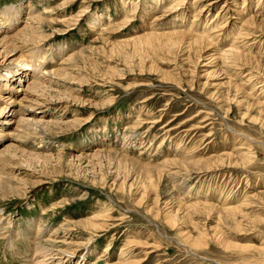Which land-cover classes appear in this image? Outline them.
I'll return each mask as SVG.
<instances>
[{
  "label": "rangeland",
  "instance_id": "374dc122",
  "mask_svg": "<svg viewBox=\"0 0 264 264\" xmlns=\"http://www.w3.org/2000/svg\"><path fill=\"white\" fill-rule=\"evenodd\" d=\"M179 1L0 0V10L25 7L23 19L41 16L35 24L45 38L27 59L40 49L44 72L64 63L71 74L59 76L62 82L54 77L60 87L49 91L81 98L42 97L51 104L42 101L35 110L52 119L64 112L61 117L75 124L71 127L44 134L23 132L14 122L3 128L10 136L1 137L0 151L12 146L15 164L6 162L1 177L14 185L4 175H17L26 194H0V264L31 263L34 243L11 234L35 231L34 220L36 229L51 233L62 227L53 239L56 246L85 242L73 245L72 258L82 264L132 259L133 264H264V0H183L173 7ZM169 31L212 42L173 47L166 37L133 39ZM233 44L245 54L238 66L218 53ZM4 63L0 70L12 64ZM26 80L15 86L26 88ZM7 115H0V125ZM32 153H47L53 160L31 173L20 159ZM184 159L203 162L193 167ZM239 205H244L242 214L221 216L223 207ZM90 220L102 226L92 229ZM189 233L195 239L206 234V243H189L184 237Z\"/></svg>",
  "mask_w": 264,
  "mask_h": 264
},
{
  "label": "bare ground",
  "instance_id": "6f19581e",
  "mask_svg": "<svg viewBox=\"0 0 264 264\" xmlns=\"http://www.w3.org/2000/svg\"><path fill=\"white\" fill-rule=\"evenodd\" d=\"M181 3H177L175 4L173 7L175 6H178L180 4H182L183 0H180ZM179 1V2H180ZM211 2V1H210ZM209 4V3H208ZM24 8L25 7H22V6H15V5H12L10 7H7V8H4V9H1L0 10V61L2 60V63L5 62L4 64H6V61L10 60V62H12V64H9V65H6L5 67L2 66L3 69L0 70V101L4 100V99H8L7 101H4V105H0V115H4V114H9L7 115V117L5 118L4 122L1 123L0 125V141H1V137H8L10 136L9 132H10V129H7V130H3L4 127H7L9 128L7 125L10 126L11 123H16V129L17 128H20L22 127V131H28L29 129L32 130V132H35V133H46V132H50V131H53L54 129H62L64 127H71V125H75L74 123L72 124V121H65L64 118H62L61 114H63L64 112H62L58 117H56V119H52V118H45L43 116H37L36 114H39L41 112H44L43 110H38V112L36 113V109L38 105L40 106H44L43 102H45L44 100H47V99H43L42 100V97H46V96H56V97H59V98H62L67 100L69 99L70 97H72L73 95L72 94H69L67 92H61L60 91H49L51 89V87H53L54 85H56L55 87L53 88H56V87H60L58 86V84H60V81L58 82V79H61V77L59 76H63V75H70L71 73L67 71L66 67L63 66V65L56 69H53V70H49V72H44L43 68H42V65H41V62L43 60H41L45 53H43L44 51L43 50H38L36 53H34L33 57L30 58V59H27V57H29L30 54H32L34 51H36V47H38V45L40 43H42L43 39L45 38V36H43V33L39 31V27L41 29V26L39 25H36L35 23H39L40 22V15L39 14H32L31 13V16H29L28 18H24ZM26 8L28 9L29 8V12L34 9H32V5L31 4H28L26 6ZM42 13V12H41ZM30 15V13H29ZM38 15V16H37ZM44 19V18H43ZM47 19V18H46ZM253 19V18H252ZM242 20V19H241ZM45 21V20H44ZM99 23L100 24V21L96 20L95 19V24ZM247 23V25H249L248 23H251L250 22V19L248 18L245 22V24ZM253 23V21H252ZM43 24V23H42ZM255 24V23H254ZM173 26V25H172ZM246 26V25H245ZM94 27V26H93ZM255 28V26H254ZM257 28V27H256ZM188 29V28H187ZM193 29V28H192ZM152 30V29H151ZM150 30V31H151ZM180 30V29H179ZM190 30V29H189ZM105 31V30H104ZM149 31V30H148ZM194 32H196V30H193ZM40 32V33H39ZM193 32V33H194ZM190 33H192V31H190ZM248 33V32H247ZM163 34V35H162ZM198 34V33H197ZM211 34V33H210ZM246 34V33H245ZM244 34V35H245ZM250 34V32H249ZM218 36V35H217ZM216 36V37H217ZM252 36V35H251ZM258 36V35H256ZM152 37H157L159 39H161L162 37H166L168 40H169V43L171 46L175 47V46H178L180 44H191V47H194L195 46H198L200 44H202L203 42L207 43L210 45L211 42H209L208 39H206L204 36L202 35H189L188 33H183V32H178V31H169L167 33H159V34H145V35H141V36H136L134 37L133 39H148L149 38L151 39ZM182 38L184 39H187L185 42H183L182 40H180ZM211 37V36H210ZM219 38V36H218ZM235 39V38H234ZM180 41V42H179ZM229 41V40H227ZM125 42H128L125 41ZM133 42V41H132ZM152 42V41H151ZM162 42V40H161ZM160 42V44H161ZM239 42V41H238ZM145 44V43H144ZM163 45V44H162ZM204 45V44H203ZM238 45V44H237ZM245 45V44H244ZM185 46V45H183ZM206 46V44L204 45ZM243 46V45H242ZM83 47V46H81ZM199 47V46H198ZM202 47V45H201ZM208 47V46H207ZM164 48V47H163ZM186 47H184L185 49ZM35 49V50H33ZM41 49H43L41 47ZM188 49V48H187ZM238 47H235V44H233L232 46H230L229 48H227L226 50L222 51V52H218L219 55H222V57L224 56H229L227 58H231L228 62H231L232 65H237L238 66V62H242L240 61V59H242L243 55L245 54H242V51L241 53L237 50ZM157 50V49H156ZM202 50V48H201ZM80 51L81 48H80ZM17 52H19L17 54ZM197 52V51H196ZM15 53L17 54L15 56ZM77 53V52H76ZM84 54V53H83ZM80 55V54H79ZM198 55V54H197ZM68 56V55H67ZM74 56V53L71 54L70 53V56L69 57H73ZM81 56V55H80ZM86 56V55H85ZM67 57V58H69ZM75 57V56H74ZM197 57V56H196ZM201 57V55H200ZM220 57V56H219ZM198 58V57H197ZM247 58V57H246ZM255 58V56H254ZM252 58V59H254ZM257 58V57H256ZM255 58V59H256ZM73 59V58H72ZM71 59V60H72ZM87 59V58H84V60ZM45 60V58H44ZM69 61H71L70 59H68ZM250 60V58H249ZM63 61V60H62ZM44 62V61H43ZM42 62V63H43ZM84 62V61H83ZM227 62V61H225ZM85 64V63H84ZM229 64V63H228ZM72 65V64H71ZM74 66V65H73ZM231 66V65H230ZM246 66V65H245ZM258 66V65H257ZM76 67V66H74ZM78 69V68H77ZM46 70V69H45ZM256 70V69H254ZM261 70V69H260ZM47 71V70H46ZM73 71V70H72ZM259 73V72H258ZM262 74V73H261ZM264 76V75H263ZM54 77H59L57 80H54ZM101 77V76H100ZM103 77V76H102ZM24 78L27 79L26 80V88H23V89H20L22 88L21 85L19 86H15L16 83H20V82H24ZM97 79V78H96ZM102 79V78H101ZM105 79V78H104ZM229 79V78H228ZM106 80V79H105ZM250 80V79H249ZM98 81V80H97ZM231 81V80H229ZM61 82H62V79H61ZM13 86H12V84ZM104 83V82H103ZM146 82H143L142 84H144ZM147 84V83H146ZM223 84V83H222ZM264 84V83H263ZM243 85V83H242ZM242 85L239 84V85H236L235 84V90L236 92L238 91H241L242 92ZM262 85V84H261ZM264 86V85H263ZM62 88V87H61ZM20 93H18V91ZM75 90V89H74ZM77 90V89H76ZM73 92V91H72ZM7 94V95H5ZM54 96L52 97V99L54 98ZM19 102H17L19 99ZM74 98V101L75 100H80L81 98H78V95L77 97H72ZM229 98V97H228ZM235 98V97H234ZM58 99V98H57ZM60 100V99H59ZM83 100V99H82ZM233 100V99H232ZM24 101H28L29 104L28 105H24L23 102ZM43 101V102H42ZM58 101V100H56ZM63 101V100H62ZM236 102V101H235ZM47 105L51 104V100H49L48 102H45ZM238 103V102H237ZM2 104V102H1ZM18 105V109H16V107L14 108L15 105ZM259 104H261L259 102ZM65 109V108H64ZM26 112H30V115L26 116ZM29 114V113H28ZM15 119V120H13ZM141 119V118H140ZM153 120V119H152ZM208 120V119H207ZM154 122H158L157 120H153ZM151 122V121H150ZM148 124V123H147ZM138 125V124H136ZM133 126V128H137L138 126ZM150 126V125H149ZM148 127V126H147ZM190 130V129H189ZM188 131V130H187ZM191 131V130H190ZM28 134V133H26ZM33 134V133H31ZM210 134V133H208ZM36 136V134H35ZM125 139V143L126 144H129L128 143V139L127 138H124ZM137 139V138H136ZM16 140L20 143H24V141H20L19 139L16 138ZM139 140V139H138ZM131 142V141H130ZM182 144V143H181ZM105 146V145H104ZM103 150L102 149H97L96 150V153L94 154V157H96L97 155H100ZM105 150V149H104ZM113 149H111L112 151ZM194 150V149H193ZM105 151H110V150H105ZM118 150H116L117 152ZM157 151V149H156ZM21 152L22 153H27V151H25L24 149L21 148ZM190 152V151H189ZM188 152V154H189ZM104 153V152H103ZM47 153L45 154H40V153H32V155L28 156L26 159H20V162L21 164H24L28 170L31 169L32 171H30L31 173H36L33 168L36 167V165H48L52 160H53V156L51 155H46ZM116 154V153H115ZM113 153V155H115ZM191 154V153H190ZM13 148L12 146L11 147H2L1 151H0V194H17V195H24L26 193H24L23 191V186H22V183H19L17 181L21 180L17 175H13L11 176L10 174L6 173L5 172V175L6 176L5 178H8V179H11V180H14L12 182H16L18 184H14V185H9L8 182L4 181L1 177V172H4L5 170V163L6 162H9V163H13L15 164V162H13ZM96 155V156H95ZM102 155V154H101ZM107 155V154H106ZM194 155V154H193ZM217 155V154H216ZM228 155V154H227ZM59 156V155H58ZM116 156V155H115ZM118 156V155H117ZM122 156V155H121ZM120 156V157H121ZM212 156V155H211ZM229 156V155H228ZM62 157V156H61ZM67 157V156H66ZM79 158V157H77ZM85 158V157H84ZM98 158V157H97ZM102 158V157H101ZM116 158V157H115ZM125 158V156L123 157ZM210 158V156H209ZM219 158V159H218ZM100 159V158H99ZM112 158L110 157V160ZM126 159V158H125ZM128 159V157H127ZM130 159V158H129ZM132 159V157H131ZM135 158L132 159V161L134 160ZM181 159V158H179ZM218 161L220 160V157H217ZM222 159V157H221ZM115 160V159H114ZM137 160V159H135ZM168 160V159H167ZM170 160V159H169ZM169 160H168V164H169ZM211 159H209L210 161ZM231 160H232V156H231ZM245 160V159H244ZM68 161V160H67ZM66 161V163H67ZM109 161V160H108ZM122 161V160H121ZM166 161V159H165ZM171 161V160H170ZM184 162H187L189 160L187 159H184L183 160ZM203 160L201 159H197V160H192V161H189L187 162L190 163L193 167H195V165H198V164H201ZM206 161V160H204ZM225 161V159H224ZM71 162V161H70ZM111 162V161H110ZM114 162V161H113ZM127 162V160L124 161L123 159V163L125 165V163ZM167 162V161H166ZM208 162V161H207ZM223 162V161H222ZM221 162V163H222ZM57 163V162H56ZM98 163V162H97ZM116 163V162H115ZM119 161L116 163L118 164ZM165 163V162H164ZM163 163V164H164ZM177 163V162H175ZM211 163V162H210ZM214 163V162H213ZM70 164V163H69ZM127 164V163H126ZM136 164V163H135ZM138 164V163H137ZM136 164V165H137ZM166 164V163H165ZM179 163H177L178 165ZM181 164L182 161H181ZM209 164V163H208ZM89 165V164H88ZM123 165V164H122ZM162 165V163H161ZM213 164L209 165V166H212ZM39 166V167H40ZM128 166V164H127ZM144 165H142L143 167ZM157 166V165H156ZM155 166V167H156ZM163 166V165H162ZM161 166V167H162ZM184 166V165H183ZM208 166V167H209ZM103 167V166H102ZM134 167V165H133ZM141 167V165H140ZM149 168V165L147 166ZM158 167V166H157ZM160 167V166H159ZM158 167V168H159ZM165 167H167L165 165ZM169 167H172L171 165ZM185 167V166H184ZM190 167V166H189ZM53 168V167H52ZM62 168V167H61ZM121 167L119 166L118 164V171ZM124 168V167H123ZM122 168V169H123ZM132 169V167H130ZM164 168V167H163ZM191 168V167H190ZM201 168V167H200ZM205 168V167H204ZM24 169V168H23ZM117 169V168H116ZM160 169V168H159ZM158 169V170H159ZM173 168H171L172 170ZM185 169H187L185 167ZM193 169V168H192ZM197 169V168H196ZM44 170V169H43ZM53 170V169H52ZM63 170V169H62ZM128 170V169H127ZM167 170V169H165ZM189 170V169H188ZM191 170V169H190ZM26 171V170H25ZM146 171V170H145ZM149 171V169H148ZM157 171V170H156ZM162 171V170H161ZM170 171V170H169ZM168 171V172H169ZM174 171V170H173ZM181 171V170H180ZM187 171V170H185ZM198 171H199V166H198ZM30 173V174H31ZM45 173V172H44ZM151 173V172H149ZM156 173V172H155ZM177 176L173 175L172 173V177L175 176L180 178L179 176H181V173L179 175L178 171L174 172ZM43 174V172H42ZM49 174V173H47ZM137 174V173H136ZM148 174V173H147ZM163 174V173H162ZM171 174V173H170ZM39 175V174H38ZM41 175V174H40ZM161 175V173H160ZM169 175V174H168ZM191 174H187L186 173V176H189ZM150 176V175H149ZM163 176V175H162ZM183 176V175H182ZM194 176V175H193ZM192 176V177H193ZM45 177V175H44ZM151 177V176H150ZM171 177V178H172ZM40 178V177H39ZM168 178V177H167ZM45 179V178H43ZM42 179V180H43ZM186 179V178H185ZM17 180V181H15ZM41 180V181H42ZM162 180V179H160ZM168 180V179H167ZM180 180V179H179ZM181 180H184V179H181ZM147 181V180H146ZM153 181V180H152ZM178 181V179H177ZM154 182V181H153ZM183 182V181H182ZM41 183V182H40ZM186 183V182H185ZM27 184V182H26ZM23 185H25V182L23 183ZM125 185V183H124ZM167 185V184H165ZM175 188V187H174ZM184 188V187H183ZM26 192V191H25ZM165 193V192H164ZM159 199V198H158ZM201 202V201H198V203ZM169 203V202H168ZM206 207H208L209 209L210 208H214L215 209V206L214 203L212 201H209V200H205V202H203ZM194 204V203H193ZM192 205V204H191ZM204 205V206H205ZM189 206V205H188ZM194 205H192L193 207ZM196 206V205H195ZM203 206V205H202ZM201 206V207H202ZM242 206V205H241ZM240 205L239 206H234V207H223V209L221 210L218 209V210H221V211H225L224 213L222 212V217L223 218H227L229 217L230 215L235 218V216H237L238 213H241L242 210L241 208L244 207V205L241 207ZM205 208V207H204ZM218 208V206H217ZM195 210H196V207H195ZM172 211V210H171ZM241 211V212H240ZM169 212V211H168ZM175 212V211H174ZM218 212V211H217ZM158 213V212H157ZM171 214V213H170ZM177 213H175L176 215ZM188 213H186V216H187ZM229 214V216H228ZM242 214V213H241ZM170 216V215H169ZM174 216V214H173ZM183 216V215H182ZM166 217V216H165ZM172 217V216H171ZM176 217V216H175ZM169 218V217H168ZM179 218V216H178ZM181 218V217H180ZM0 220H2L0 218ZM171 220V218L169 219ZM85 220H83L84 222ZM88 221V220H87ZM175 222L176 219L175 218H172L171 222ZM180 221V220H179ZM81 222V221H80ZM89 222V221H88ZM78 223V222H77ZM90 223H91V220H90ZM33 226H31L32 229H35V231H30L29 233L27 234H23V232H19V230L14 233L12 232L11 236H12V239L13 238H17L19 237V235H21L20 237H24L26 238V241H29L30 244L31 242L34 243V245L32 246V256L30 257L31 259V263L30 264H56V261H58V264H82V261L80 262V259H77L76 262H74L72 256L75 254V250L73 248V245L77 244V245H83L85 244V242H70L72 244V248L71 246H68V247H61V246H56V244L54 243V240L53 239H56V234H58L59 230L62 228L59 226V228H57L56 230H54L52 233L49 231L50 229H47V228H37L38 227L37 225V222L34 220L33 221ZM82 224V223H81ZM88 224V223H87ZM84 225H85V222H84ZM91 226H93L92 229H97L99 228L100 226H102V224H97V223H94L92 222L91 223ZM1 230V229H0ZM214 230V229H213ZM52 231V230H51ZM5 232V231H4ZM215 232V231H213ZM54 233V234H53ZM184 233V232H183ZM207 233V232H206ZM216 233V232H215ZM23 234V235H22ZM2 235V233H1ZM190 233L187 235L185 234V239L186 241H188L190 243V240L192 242L193 245H202L205 240V238H207V235L205 234L204 236L202 237H198L197 239L189 236ZM217 234L213 235L212 234V237H215L216 238ZM191 237V238H190ZM10 238V237H9ZM43 238H45V243H47V245L43 244ZM219 238V237H218ZM92 239V237H89L87 238V242H89L90 240ZM63 241V240H62ZM66 241V239L64 240ZM132 242V241H130ZM27 243V242H26ZM133 243V242H132ZM136 243V242H135ZM134 243V245H135ZM206 243V242H205ZM226 243V242H225ZM231 243V242H230ZM234 243V244H232ZM231 244H228L229 245H235V246H242L244 247L242 244L240 243H236V242H232ZM69 245V243H67ZM66 244V245H67ZM204 245V244H203ZM131 246V245H130ZM18 247V246H17ZM129 247V246H128ZM21 249V248H20ZM86 249V251L88 252V249L89 248H84ZM126 249V248H125ZM264 250V247L262 248ZM17 253V251H16ZM21 253V252H20ZM127 252H125V250H121L120 252V255L123 256V254H125ZM133 254V253H132ZM19 255V254H18ZM87 253L85 252V254L83 253V257L86 256ZM48 256V257H47ZM56 256H60V258H57ZM126 256V255H125ZM134 256V255H133ZM46 257V258H45ZM128 257V256H127ZM122 258V257H120ZM126 258V257H125ZM123 259V258H122ZM134 259H132L131 262H117V264H133V261ZM125 261V260H124ZM140 262V261H138Z\"/></svg>",
  "mask_w": 264,
  "mask_h": 264
}]
</instances>
